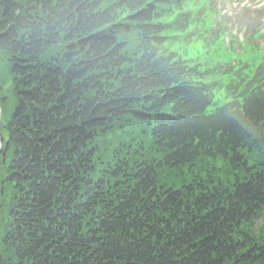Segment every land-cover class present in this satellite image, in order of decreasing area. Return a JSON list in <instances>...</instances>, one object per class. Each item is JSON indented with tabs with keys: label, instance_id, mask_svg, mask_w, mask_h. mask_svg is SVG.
Wrapping results in <instances>:
<instances>
[{
	"label": "trees",
	"instance_id": "16d2710c",
	"mask_svg": "<svg viewBox=\"0 0 264 264\" xmlns=\"http://www.w3.org/2000/svg\"><path fill=\"white\" fill-rule=\"evenodd\" d=\"M201 3L0 0V264H264V58Z\"/></svg>",
	"mask_w": 264,
	"mask_h": 264
},
{
	"label": "rangeland",
	"instance_id": "374dc122",
	"mask_svg": "<svg viewBox=\"0 0 264 264\" xmlns=\"http://www.w3.org/2000/svg\"><path fill=\"white\" fill-rule=\"evenodd\" d=\"M243 1V0H242ZM217 0L218 8L229 11V17L223 21L227 24V29L233 31L234 36H238L240 40L247 36L252 38L254 27L262 30V35L257 40H252L250 49L255 47H264V0ZM236 2V3H235ZM247 3V4H246ZM236 52L243 51L237 42ZM14 110L13 103L7 104L4 110V117L12 115Z\"/></svg>",
	"mask_w": 264,
	"mask_h": 264
},
{
	"label": "water",
	"instance_id": "95a60500",
	"mask_svg": "<svg viewBox=\"0 0 264 264\" xmlns=\"http://www.w3.org/2000/svg\"><path fill=\"white\" fill-rule=\"evenodd\" d=\"M0 127L2 128L3 127V123L0 122ZM0 150H1V141H0Z\"/></svg>",
	"mask_w": 264,
	"mask_h": 264
}]
</instances>
